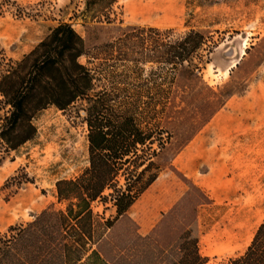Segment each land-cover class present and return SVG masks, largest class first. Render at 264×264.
I'll use <instances>...</instances> for the list:
<instances>
[{
	"label": "rangeland",
	"instance_id": "1",
	"mask_svg": "<svg viewBox=\"0 0 264 264\" xmlns=\"http://www.w3.org/2000/svg\"><path fill=\"white\" fill-rule=\"evenodd\" d=\"M59 24L84 41L89 53L78 62L95 75L92 94L129 108L153 148L160 139L165 147L154 159L158 178L127 216L117 218L110 201L93 202L92 239L87 224L73 239L56 185L89 166L88 105L77 100L36 114L32 140L0 149V237L28 227L12 253L24 252L28 264H231L242 256L264 222V0H0V74ZM141 29L160 31L145 34L146 50ZM191 30L208 46L194 55L200 71L186 64L175 71L163 62L168 45ZM126 37L120 51L101 50ZM141 84L167 91L165 113L139 112ZM147 91L142 101L158 99ZM140 223L147 225L141 241Z\"/></svg>",
	"mask_w": 264,
	"mask_h": 264
},
{
	"label": "trees",
	"instance_id": "2",
	"mask_svg": "<svg viewBox=\"0 0 264 264\" xmlns=\"http://www.w3.org/2000/svg\"><path fill=\"white\" fill-rule=\"evenodd\" d=\"M146 33L160 36V31L156 29L139 30L141 50H146ZM127 38L106 44L101 50L120 51ZM205 41L202 33L191 30L180 40L168 45L167 60L159 59L170 64L175 71L186 64L193 73L199 72L193 59L199 50L208 47ZM160 47L161 44L155 41L152 49ZM143 52L139 51V63L145 62L141 58ZM88 53L83 39L71 26L59 24L20 62L1 67L4 70L0 74L3 106V113L0 114V149L2 152L14 151L32 140L35 133L32 121L42 110L48 107L64 110L77 100L86 101L89 166L75 181H62L56 187L58 202L68 203L67 222H73V239L84 236L79 227L83 229V225L87 224L85 233L90 240L94 223L91 204L110 201L116 217L125 216L158 178L159 170L154 159L165 147V143L160 139L156 148H153L155 141L152 134L140 125L138 127L129 115V108L116 110L107 101L92 94L95 75L92 69L78 62L79 58L87 57ZM144 88H147V94L154 92L158 99L151 97L142 101L140 96ZM152 88H148L147 84L139 85V112L146 115L163 114L167 111L168 100L161 97L167 91L161 85ZM126 105L129 107V104ZM159 106L161 109L156 110ZM120 175L124 177L123 186L118 185ZM106 191L109 194L105 196ZM56 215L64 217L61 213ZM104 227L111 228L112 225L106 222ZM27 229L11 226L0 237V264H28L26 256L23 257L24 252H20V256L12 253L16 249L15 243L23 239ZM231 264H264V222L256 229L244 254Z\"/></svg>",
	"mask_w": 264,
	"mask_h": 264
},
{
	"label": "crops",
	"instance_id": "3",
	"mask_svg": "<svg viewBox=\"0 0 264 264\" xmlns=\"http://www.w3.org/2000/svg\"><path fill=\"white\" fill-rule=\"evenodd\" d=\"M155 181H156V180H155ZM148 189H149V188H148ZM148 189H147V190H148ZM147 190H146V191H147ZM146 191H145V192H146ZM145 192H144V193H145ZM144 193H143V194H144ZM143 194H142V195H143ZM142 195H141V196H142ZM141 196H140V197H141ZM140 197H139V198H140ZM138 200H139V199H138ZM138 200H137V201H138ZM137 201H136V202H137ZM136 202H135V203H136ZM135 203H134V204H135ZM134 204L130 207V209L134 206ZM130 209L128 210V212L130 211ZM128 212L126 213L125 216H127ZM123 217H124V216H123ZM121 218H122V217H121ZM144 225L147 226V225L144 224V223H140V224H139V241L143 240V238H144L145 235H146V230L144 229V227H145ZM150 231H151V230H149V232H150ZM149 232H148V233H149Z\"/></svg>",
	"mask_w": 264,
	"mask_h": 264
},
{
	"label": "bare ground",
	"instance_id": "4",
	"mask_svg": "<svg viewBox=\"0 0 264 264\" xmlns=\"http://www.w3.org/2000/svg\"><path fill=\"white\" fill-rule=\"evenodd\" d=\"M245 49H246V48L244 47V49H243V51L241 52V55H240L241 57L244 55V50H245ZM234 66H235L234 64L231 65L230 69H232ZM227 73H228V70L226 71V74H227ZM260 222H261V221H259L257 225H259ZM251 238H252V236H250V237L247 238V240H246V245H248V243L250 242Z\"/></svg>",
	"mask_w": 264,
	"mask_h": 264
}]
</instances>
